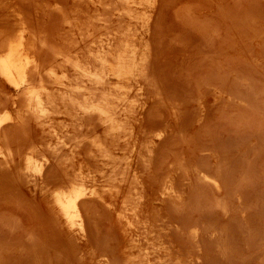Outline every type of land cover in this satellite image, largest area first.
I'll return each mask as SVG.
<instances>
[{"label":"rangeland","instance_id":"374dc122","mask_svg":"<svg viewBox=\"0 0 264 264\" xmlns=\"http://www.w3.org/2000/svg\"><path fill=\"white\" fill-rule=\"evenodd\" d=\"M128 1L0 0V54L23 26L43 66L33 84L58 99L51 123L37 118L25 87L0 71V106L12 117L0 135L9 154H0V264H264V0ZM126 40L139 50L136 75L122 89L108 71V85L92 90L115 91L114 130L71 106L63 83L80 80L73 69L50 76L45 66L63 50L101 72L90 48ZM34 143L36 172L23 159ZM75 170L97 191L82 204L83 233L53 201ZM123 200L137 214L128 220Z\"/></svg>","mask_w":264,"mask_h":264},{"label":"bare ground","instance_id":"6f19581e","mask_svg":"<svg viewBox=\"0 0 264 264\" xmlns=\"http://www.w3.org/2000/svg\"><path fill=\"white\" fill-rule=\"evenodd\" d=\"M63 1V0H62ZM85 1V0H84ZM100 1V0H99ZM134 1V0H133ZM137 1V0H136ZM59 2V1H58ZM57 2V3H58ZM68 2V0H67ZM127 2L129 3L128 0H125V3L127 4ZM23 3V2H21ZM73 3V1H72ZM71 3V4H72ZM76 3V2H75ZM104 3V2H103ZM124 3V2H123ZM141 3V2H140ZM61 4V3H60ZM74 4V3H73ZM72 4V6H73ZM134 4H136V2H134ZM149 4V3H148ZM63 5V4H62ZM69 5V4H67ZM82 5V4H81ZM133 5V4H132ZM139 5V4H138ZM22 6V5H21ZM131 6V5H130ZM137 6V4H136ZM39 7V6H38ZM75 7V6H73ZM115 7V6H114ZM37 8V7H36ZM60 8V7H58ZM63 8V6H62ZM8 9V8H7ZM25 9V7H24ZM56 9V8H55ZM29 10V9H28ZM38 10V8H37ZM57 10V9H56ZM61 10V9H60ZM134 10V9H133ZM130 11L131 8H130ZM129 11V12H130ZM32 12V11H30ZM57 12V11H56ZM60 12V11H58ZM74 12V10H73ZM77 12V11H76ZM25 13V12H24ZM29 14V13H28ZM32 14V13H31ZM69 14V13H68ZM131 14V13H130ZM27 15V14H26ZM44 15V14H43ZM60 15V14H59ZM132 15V14H131ZM41 17V15H40ZM57 17V16H56ZM90 17V16H89ZM94 17V16H93ZM102 17V16H101ZM82 18V17H81ZM60 19V18H59ZM58 19V20H59ZM100 19V18H99ZM19 20V19H18ZM32 21V20H31ZM91 21V20H90ZM85 22V21H84ZM20 23V21H19ZM54 23V22H53ZM60 23V22H59ZM88 23V22H87ZM92 23V22H91ZM13 24V23H12ZM29 24V23H28ZM70 24V23H69ZM73 24V23H71ZM77 24V23H76ZM82 24V23H81ZM80 24V25H81ZM93 24V23H92ZM91 24V25H92ZM25 25V24H24ZM53 25V24H52ZM59 25V24H58ZM61 25V24H60ZM83 25V24H82ZM14 27V26H13ZM84 27V25H83ZM17 32L15 35L11 36L9 39L6 40V43L4 44V48L1 51L0 54V71L2 73V75L4 76V78L13 86L15 87H25V89H23V93L26 91V97H27V107L29 110H31L32 112H34L37 116V118H43L45 120H47V122L51 123V110L53 108H51V106L55 105L53 104V99H55V95L53 94V96L55 98L51 97V93L48 91L49 88H47L44 85V82L40 83V87L38 88L37 86H35L33 84V76L36 74H41V72H39L40 68V63L38 62L37 59V54L35 51V44L31 43L29 41L28 35L26 33L25 28L22 26H18L17 29H15ZM111 30V29H110ZM2 31V30H1ZM7 31V30H6ZM1 33V32H0ZM49 33V32H48ZM69 33V32H68ZM113 33V32H112ZM117 33V32H116ZM3 34V33H2ZM5 34V32H4ZM44 34V33H43ZM6 35V34H5ZM51 36V35H50ZM92 36V35H91ZM90 36V37H91ZM112 36V35H111ZM44 37V36H43ZM95 37V36H94ZM34 38V37H33ZM64 38V37H63ZM96 38V37H95ZM102 39V38H101ZM5 40V39H4ZM85 40V39H84ZM87 40V39H86ZM95 40V39H94ZM134 40V39H133ZM3 41V40H2ZM108 41V40H107ZM1 43V42H0ZM51 44V43H50ZM53 44V43H52ZM100 44V43H99ZM37 45V44H36ZM98 45V44H97ZM105 46V45H104ZM51 47V46H50ZM117 46H114V44L112 42H108V44L100 51V52H96L94 51L92 48H90L89 52H90V57L96 61V63L100 66L101 68V72L94 67L91 63L92 59H91V63L86 62L82 59V57L80 56H76L73 57L71 54H69L67 51H57L56 56L54 55V61H49L47 62L48 64L45 66V69L47 71H49L50 76L54 75L56 73H58L56 70V68L59 65H62L63 67H67V68H71L74 70L73 73H75L77 75V79L80 80H75V82L69 81L68 83L65 82L63 83L64 85H66L68 88L69 95L66 96L67 94L65 93V96L69 98V100L71 102V106H74L73 108H77L78 111L82 114H95L97 115L98 118H100L104 123H106L107 125H109V127H111L114 130H118L121 126V122L118 120L117 118V114L115 111V105L112 106V103L114 104V96L113 99L111 98L112 95H115L113 90H111L109 93L103 94V96L101 97H97L94 96V92L92 93L93 88H99V86H97L96 84H102V83H106L108 85V71H113L118 79V82L120 83L119 85L120 88L122 87L123 89V81L124 79L130 76H135L136 72L138 70L139 67V62H138V51L137 50V45L129 40H126V42L121 45L120 47L116 48ZM81 48V47H80ZM42 49V48H41ZM45 53V52H44ZM47 54V53H46ZM88 56V55H87ZM90 57H88L90 59ZM40 58V57H39ZM44 59V58H43ZM52 59V58H51ZM97 65V66H98ZM62 67V68H63ZM99 68V67H98ZM31 69H34L33 71H36L35 73H30ZM43 69V68H42ZM72 70V71H73ZM44 71V70H43ZM42 71V72H43ZM48 73V74H49ZM65 73V72H64ZM45 75V74H44ZM65 75V74H64ZM75 75V76H76ZM42 76V75H41ZM48 76V75H47ZM67 77V75H65ZM39 78L36 79H40V76L38 75ZM43 77V76H42ZM41 77V78H42ZM46 77V76H45ZM44 77V78H45ZM57 78V77H56ZM68 78V77H67ZM66 78V79H67ZM50 79V77H49ZM52 79V78H51ZM60 79V78H59ZM62 79V77H61ZM125 79V80H126ZM64 80V79H63ZM69 80V79H68ZM40 81V80H39ZM56 82V81H55ZM64 82V81H63ZM131 82V81H130ZM95 84L94 86L92 85ZM41 84H43L41 86ZM47 84V82H46ZM62 84V83H61ZM59 84V85H61ZM48 85V84H47ZM105 85V84H102ZM101 85V86H102ZM116 85V84H115ZM118 85V86H119ZM125 85V84H124ZM106 86V85H105ZM111 86V85H110ZM104 87V86H103ZM62 88V87H61ZM60 88V89H61ZM94 88V90H95ZM105 88V87H104ZM107 88V87H106ZM105 88V89H106ZM118 87V90L120 89ZM52 89V88H51ZM56 89V88H55ZM102 89V87L100 88ZM114 89V88H113ZM107 90V89H106ZM52 91V90H51ZM59 91V90H57ZM63 91V90H62ZM64 91V92H66ZM54 92V91H53ZM98 92V91H97ZM95 92V93H97ZM62 93V92H61ZM105 93V91L103 92ZM24 94V95H25ZM124 94V93H123ZM127 94V92L125 93ZM21 95V94H20ZM23 95V94H22ZM57 95V94H56ZM97 95V94H96ZM100 95V94H98ZM25 97V98H26ZM51 97V98H50ZM58 97V96H57ZM80 97H84L83 100H80ZM120 97V96H119ZM63 99H65V97H62ZM57 99V98H56ZM55 99V100H56ZM60 99V98H59ZM12 100V99H11ZM19 100V99H18ZM58 100V99H57ZM61 101V100H60ZM59 101V102H60ZM116 101V100H115ZM68 102V101H67ZM56 103V102H55ZM64 103V102H63ZM53 104V105H52ZM58 104V103H57ZM2 105H4L2 103ZM17 105V104H16ZM25 105V104H24ZM66 105V104H65ZM57 106V105H55ZM70 106V107H71ZM59 107V105H58ZM27 109V110H28ZM117 109V108H116ZM8 105L6 106H0V135L3 129V125H5V122L8 120H12L11 115L8 112ZM54 111V110H53ZM77 111V110H76ZM5 112V113H3ZM29 112V111H28ZM31 112V113H32ZM54 113V112H53ZM122 113V112H121ZM153 113V112H152ZM58 114V113H57ZM119 114V113H118ZM66 115V114H65ZM79 115V114H78ZM81 116V115H80ZM122 116V115H121ZM34 117V116H33ZM79 117V116H78ZM14 119V118H13ZM16 119V118H15ZM97 119V118H96ZM125 119V118H124ZM17 120V119H16ZM74 121V120H73ZM15 122V121H14ZM23 122V121H22ZM31 122V121H30ZM44 122V121H43ZM100 122V121H99ZM49 123V124H50ZM79 123V122H78ZM101 123V122H100ZM75 124V123H74ZM24 125V124H23ZM96 125V124H95ZM51 126V125H50ZM53 126V125H52ZM106 126V125H105ZM76 127V126H75ZM110 128V129H111ZM20 129V128H19ZM44 129V128H43ZM54 130V129H53ZM88 130V129H87ZM156 130V129H155ZM56 131V130H54ZM61 131V130H60ZM63 131V130H62ZM158 131V130H157ZM155 131V132H157ZM161 131V130H160ZM164 130H162L163 132ZM9 132V131H8ZM24 132V131H23ZM150 132V131H149ZM152 132V130H151ZM42 133V132H41ZM125 133V132H124ZM142 133V132H141ZM164 133V132H163ZM166 133V131H165ZM75 134V133H74ZM148 134V133H147ZM153 134V133H152ZM101 135V134H100ZM141 135V134H140ZM13 136V135H12ZM148 136V135H147ZM161 136V133L158 132L156 133L155 136H153L152 140H156L157 138H159ZM22 137V136H21ZM1 138V137H0ZM97 138V137H96ZM151 138V137H150ZM5 139V138H4ZM98 139V138H97ZM136 139V138H135ZM167 139V138H166ZM102 140V139H101ZM0 141H2L0 139ZM4 141V140H3ZM80 141V139H79ZM118 141V140H117ZM148 141V140H147ZM77 142V141H76ZM96 142V141H94ZM101 142V141H100ZM142 142V141H141ZM155 142V141H154ZM28 143V142H27ZM104 143V141H103ZM135 143V142H134ZM145 143V142H144ZM6 144V143H5ZM48 144V143H47ZM78 144V143H77ZM108 144V143H107ZM2 144L0 143V154H2L5 159L7 160L6 156L9 154H7L5 152V150L2 148L1 146ZM82 145V144H81ZM89 145V144H88ZM101 145V144H100ZM99 145V146H100ZM43 147V145H41ZM50 146V145H49ZM138 146V145H137ZM153 146V145H152ZM206 147V146H205ZM17 148V147H15ZM26 148V147H25ZM39 144H32L29 145V147L27 146V148L25 150H23V159L25 160V168L28 170H32L34 172L35 169H42L43 167V163L41 164L40 162H42L40 159L38 158V156L36 157L38 151H39ZM46 148V147H44ZM100 148V147H99ZM98 148V149H99ZM102 148V147H101ZM153 148V147H152ZM151 148V149H152ZM76 149V148H75ZM146 149V148H145ZM156 149H158L156 147ZM91 150V148H90ZM100 150V149H99ZM104 150V149H103ZM117 150V149H116ZM139 150V149H138ZM208 150V149H207ZM15 151V150H14ZM93 150H91L92 152ZM62 152V151H61ZM106 152V151H105ZM63 153V152H62ZM81 153V152H80ZM88 153V152H87ZM150 153V152H149ZM11 154V153H10ZM22 154V153H21ZM40 154V153H39ZM89 154V153H88ZM44 155V153H43ZM87 155V154H86ZM114 155V154H113ZM17 156V155H16ZM22 157V155H20ZM89 156V155H88ZM20 157V158H21ZM107 158V157H106ZM4 159V158H3ZM70 159V158H69ZM109 159V158H108ZM43 160V159H42ZM110 160V159H109ZM46 161V160H45ZM44 161V163H45ZM72 161V160H71ZM100 161V160H99ZM83 162V161H82ZM88 162V161H87ZM70 163V162H69ZM98 163V162H97ZM112 163V162H111ZM127 163V162H126ZM125 163V164H126ZM130 163V162H129ZM15 164V163H13ZM90 164V163H89ZM176 164V163H175ZM20 165V164H19ZM98 165V164H97ZM118 165V164H117ZM131 165V164H130ZM105 166V165H104ZM112 166V165H111ZM170 166V165H169ZM204 166V165H203ZM11 167V166H10ZM60 167V166H59ZM65 167V166H64ZM97 167V166H96ZM119 167V166H118ZM195 167V166H194ZM207 167V166H206ZM220 167V166H219ZM12 168V167H11ZM68 168V167H67ZM163 168V167H162ZM201 168V167H200ZM92 169V167H91ZM115 169V168H114ZM25 170V169H24ZM63 170V169H62ZM97 170V169H96ZM103 170V168H102ZM182 170V169H181ZM94 171V170H93ZM183 171V170H182ZM218 171V170H216ZM76 174H74L72 177L67 176L68 180L66 182V185L63 186L64 188H57V196H56V200H53L56 202V205L59 207L61 214L64 216V220L66 225L68 226V228H70L72 231L75 232H79V233H83L85 231V227H84V217H83V211H82V204L85 202V198H88V196H94L97 194V191L95 189H93V186H89L88 183L86 182V180H84V177L76 172V170L74 171ZM100 171H98L97 173H99ZM116 172V171H115ZM156 172V171H155ZM60 173V172H59ZM141 173V172H140ZM165 173V172H164ZM202 173V172H201ZM30 174H33L32 172ZM64 174V173H63ZM109 173H107L108 175ZM120 174V173H119ZM223 174V173H222ZM51 175V174H50ZM53 175V174H52ZM104 175V174H103ZM102 175V176H103ZM110 175V174H109ZM170 176V173L167 174ZM206 175V174H204ZM202 176L199 177L202 178L203 180H205L203 177H207V179L210 177L208 176ZM28 176V175H27ZM114 176V175H113ZM125 176V175H124ZM166 176V175H165ZM227 177V176H226ZM35 178V177H34ZM42 178V177H41ZM66 178V179H67ZM95 178V177H94ZM124 178V177H123ZM134 178V177H133ZM97 179V178H96ZM118 179V178H117ZM155 179V177H154ZM212 179V178H211ZM218 179V178H217ZM43 180V179H42ZM63 180V178H62ZM196 180V179H195ZM208 180V181H209ZM29 181V180H28ZM27 181V182H28ZM99 181V180H98ZM106 181V180H105ZM122 181V180H121ZM128 181V180H127ZM155 181V180H154ZM172 179L171 178H167L163 181V187L164 190L162 192H164V195H168L169 191L167 189H169V187L172 186L171 183ZM176 181V180H175ZM206 180V182H208ZM212 182V180H210ZM208 183H211V182ZM213 181L215 183H217L216 179H213ZM63 182V181H62ZM100 183V182H99ZM188 183V182H187ZM214 183V184H215ZM105 184V183H104ZM43 185V184H42ZM47 185V184H46ZM93 185V184H92ZM152 185V184H151ZM192 185V184H191ZM55 186V185H54ZM110 186V185H109ZM108 186V187H109ZM91 187V188H90ZM113 187V186H112ZM221 187V186H220ZM117 188V187H116ZM41 189V188H40ZM61 189V190H60ZM113 189V188H112ZM119 189V188H118ZM178 189V188H176ZM195 189V188H194ZM197 189V188H196ZM142 190V189H141ZM99 191V190H98ZM103 191V190H102ZM115 191V190H114ZM119 191V190H118ZM134 191V190H133ZM101 193V192H100ZM142 193V192H141ZM130 194V193H129ZM113 195V194H112ZM135 195V194H134ZM132 197V195H131ZM137 197V196H136ZM90 199V198H89ZM138 200V199H137ZM123 208H122V212L119 211L120 214V219L121 220H128L130 217H132L131 215L134 214V207L130 206L129 203H127L128 201H124L123 200ZM144 202V201H143ZM142 202V203H143ZM54 203V202H53ZM167 203V202H166ZM93 204V203H92ZM117 204V203H116ZM157 206V205H156ZM186 206V205H185ZM86 207V205H85ZM84 208V207H83ZM137 209V208H136ZM52 211V210H51ZM136 214V213H135ZM134 214V215H135ZM53 215H54V211H53ZM133 215V216H134ZM137 215V214H136ZM118 216V215H117ZM56 217V215H55ZM139 217V216H138ZM119 218V217H117ZM137 218V217H136ZM62 220V219H61ZM139 221V220H138ZM120 223V222H119ZM133 223V222H132ZM123 224V223H122ZM130 224V223H129ZM135 224V222L133 223ZM140 227V226H139ZM135 229V228H134ZM138 229V228H137ZM113 230V228H112ZM139 230V229H138ZM143 230V229H142ZM74 234V233H73ZM136 236V235H135ZM114 238V236H113ZM143 240V239H142ZM143 243V242H142ZM200 244V243H199ZM156 250V249H155ZM129 252V251H127ZM160 255V253H159ZM149 258V257H147ZM124 260V259H123ZM127 260V259H126ZM125 260V262H126ZM163 264V263H162Z\"/></svg>","mask_w":264,"mask_h":264}]
</instances>
